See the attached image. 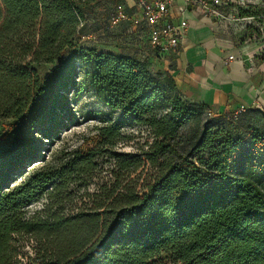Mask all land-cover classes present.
Instances as JSON below:
<instances>
[{
  "label": "trees",
  "instance_id": "trees-1",
  "mask_svg": "<svg viewBox=\"0 0 264 264\" xmlns=\"http://www.w3.org/2000/svg\"><path fill=\"white\" fill-rule=\"evenodd\" d=\"M94 2L0 0V120L19 121L44 93L32 65L66 60L74 68L55 83L57 94L37 110L26 137L17 124H3L9 132L0 133V264H21L18 238L27 235L42 245L40 264H264V129L253 128L246 141L203 124L204 107L185 102L172 77L153 74L136 56L80 45ZM251 9L244 15L264 16ZM82 70L95 98L117 114L97 129L99 145L114 148L130 124L147 128L154 141L143 156L157 175L142 195L130 185L104 192L88 214L29 219L25 209L50 197L49 189L95 168L94 150L60 168L35 165L43 139L69 127L63 93L81 90ZM250 112L264 111L244 115ZM225 116L210 120L234 122ZM188 125L183 157L180 133ZM112 158L121 170L138 167L124 155Z\"/></svg>",
  "mask_w": 264,
  "mask_h": 264
},
{
  "label": "rangeland",
  "instance_id": "rangeland-1",
  "mask_svg": "<svg viewBox=\"0 0 264 264\" xmlns=\"http://www.w3.org/2000/svg\"><path fill=\"white\" fill-rule=\"evenodd\" d=\"M250 1L264 3V0ZM115 5L113 0H95L88 7V13L85 15L79 36H77L80 45L95 47L100 50L106 48L111 51L112 48L110 47L115 45L117 39L123 37V41L126 42L127 31L121 29L122 24L114 29L109 26V14ZM32 66L43 81L45 91L35 99V105L19 121L14 123L10 120H0V133L4 135L8 134L9 131H4L3 124L14 123L26 137L37 110L50 97L57 94L55 83L66 78L74 69L72 64L66 60H60L51 65ZM84 82L85 71L82 70L78 78L81 90H69V92L63 93L70 103L68 106L71 109V115L64 117L65 120H69L70 123L65 121L69 127L67 131L56 133L52 139H43L45 143L43 159L35 165L42 167L49 164L51 167L60 168L67 162L77 160L94 150L95 168L89 174L70 175L65 186L59 191L49 189L52 194L50 197L46 194L41 200L32 203L25 209L29 219L50 221L51 217L55 215L68 218L81 213L88 214L94 207V202L103 196L104 192L113 190L117 185H122L121 188L130 185L136 188L139 195H142L146 192L145 188L153 182L157 175L156 169L143 156L154 141L147 128L130 124L123 129V138L114 148L103 149L99 145L97 129L105 126L108 120H115L117 114H113L104 107ZM210 121L204 115L203 124L208 122L214 129L222 128L224 132L248 141L253 128L264 129V112L247 113L232 123ZM191 129L192 126L188 125L180 133L179 142L182 143L179 144L178 149L183 157L188 151V135ZM113 154L124 155L126 158L123 159L137 162V169L132 168L130 172L121 170L118 161L112 158ZM24 177L25 174L20 176L17 182L22 181ZM17 246L21 264H40L41 243L27 235L18 238ZM166 264L172 263L167 262Z\"/></svg>",
  "mask_w": 264,
  "mask_h": 264
},
{
  "label": "crops",
  "instance_id": "crops-1",
  "mask_svg": "<svg viewBox=\"0 0 264 264\" xmlns=\"http://www.w3.org/2000/svg\"><path fill=\"white\" fill-rule=\"evenodd\" d=\"M229 19L221 26L211 17L201 15L194 6H185L181 16L178 7L169 12L168 22L179 27L183 20L187 29L176 52L158 56L150 46L145 25L133 28L122 24L127 40L117 39L111 51L146 61L153 74L175 80L182 99L204 107L209 119H218L241 106L264 111V16L259 19L244 15L251 8L264 10L263 2L221 0ZM210 2V1H209ZM129 15L136 10L133 0H124ZM122 47H125L124 49ZM235 61L227 62L229 56Z\"/></svg>",
  "mask_w": 264,
  "mask_h": 264
},
{
  "label": "built area",
  "instance_id": "built-area-1",
  "mask_svg": "<svg viewBox=\"0 0 264 264\" xmlns=\"http://www.w3.org/2000/svg\"><path fill=\"white\" fill-rule=\"evenodd\" d=\"M135 14L131 17L124 3L114 6L109 15V26L114 29L121 24L130 23L133 28L145 25L149 32V43L153 51L160 57H165L176 52L179 40L187 29V23L183 20L179 27L168 22L169 12L178 7L181 16L185 13V6L192 5L201 15L213 18L219 26L224 24L229 16L224 10L221 0H133ZM210 1V2H209ZM90 39V38H89ZM235 61V56H229L227 62ZM249 110L241 106L225 114L229 121H237Z\"/></svg>",
  "mask_w": 264,
  "mask_h": 264
}]
</instances>
